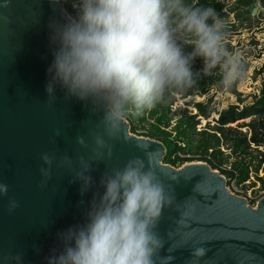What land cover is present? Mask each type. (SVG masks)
<instances>
[{
    "label": "clouds",
    "instance_id": "obj_1",
    "mask_svg": "<svg viewBox=\"0 0 264 264\" xmlns=\"http://www.w3.org/2000/svg\"><path fill=\"white\" fill-rule=\"evenodd\" d=\"M54 2L70 3L75 14L64 12L61 19L53 17L47 23L52 57L46 69L47 102L55 100V89L63 90L66 99L75 98L101 113L109 136L120 132L129 116L152 109L170 94L198 90L204 77H218L216 86L222 91L246 77L239 51L230 50L225 41L228 23L211 6L193 0ZM197 59L201 67L194 71ZM77 142L84 145L82 137ZM94 143L104 144L99 137ZM144 155L147 167L144 159L134 157L102 178L103 191L93 193L83 222L56 233L58 247L50 249L44 264H171L173 256L160 255L165 241L156 228L175 196L153 170L154 153ZM40 159L51 165L47 153ZM64 162L70 164L62 157ZM87 171L85 164L76 173L81 195L91 184ZM39 172L44 186L50 170ZM7 190L8 185L0 183V196ZM17 207L18 202L9 199L7 211ZM190 215V209L180 211L178 227L167 233L170 240L180 234L179 245L187 242L192 233H181V227H187ZM177 246L173 242L166 251ZM205 252L204 247L192 248L188 264H198ZM0 264H23L22 254H5Z\"/></svg>",
    "mask_w": 264,
    "mask_h": 264
},
{
    "label": "water",
    "instance_id": "obj_2",
    "mask_svg": "<svg viewBox=\"0 0 264 264\" xmlns=\"http://www.w3.org/2000/svg\"><path fill=\"white\" fill-rule=\"evenodd\" d=\"M64 12L54 0H0V183L8 185L0 196V257L20 252L23 264H44L50 249L58 247L56 233L83 222L93 193L103 191L102 178L134 157L147 167L144 154L154 153L153 170L175 196L156 228L165 241L160 255L173 256L171 264H188L191 249L204 247L198 264H264V196L251 207L230 193L225 178L206 163L164 164L163 144L131 134L126 120L120 132L109 136L101 113L66 99L59 88L55 100L47 102L46 69L52 59L47 23ZM95 137L103 140L102 147L95 145ZM42 153L51 158L50 166L40 159ZM62 157L70 164L61 163ZM85 164L91 184L81 195L75 177ZM40 168L50 170L44 186ZM9 199L18 202L11 213ZM186 209L191 215L181 233L192 235L179 245L182 236L170 240L167 233L178 227L175 221ZM173 242L178 246L168 253Z\"/></svg>",
    "mask_w": 264,
    "mask_h": 264
},
{
    "label": "trees",
    "instance_id": "obj_3",
    "mask_svg": "<svg viewBox=\"0 0 264 264\" xmlns=\"http://www.w3.org/2000/svg\"><path fill=\"white\" fill-rule=\"evenodd\" d=\"M230 1L233 3L228 11H224L227 0H193L194 3L215 8L225 19L228 13H234L238 23L250 20L249 15L255 8L254 0ZM63 8L67 13L75 14L70 3L63 4ZM184 50L191 49L185 47ZM244 66L247 70L248 64L244 62ZM200 67L201 61L197 59L193 64V70ZM217 79L216 76L204 77L198 82V90L183 95L172 93L169 98L157 103L152 109L138 116L131 115L126 120L129 122L130 133L135 134L136 130H141L137 136L157 140L163 144L166 150L164 164L179 167L184 163L203 162L227 179L226 186L231 182L241 184L248 179L251 167L256 174L261 165H264V83L256 95L250 96L249 104H244L245 100L241 99V94L236 91V86L241 81L226 91L235 97L237 103L235 105L230 104L217 110L212 104V97L202 102L192 100L194 97L205 96L211 88L220 90L216 86ZM176 96L180 99L190 98V105L196 113L191 115L186 109L180 108L172 110ZM213 113L217 115L213 128L196 131L197 117L207 120ZM248 118H251V122L243 124V127L248 128V134L227 126ZM222 147L228 151L227 155H224ZM231 157L235 160L230 163L229 168H225L228 158ZM252 160L256 163L254 166ZM256 179L264 190V177Z\"/></svg>",
    "mask_w": 264,
    "mask_h": 264
},
{
    "label": "rangeland",
    "instance_id": "obj_4",
    "mask_svg": "<svg viewBox=\"0 0 264 264\" xmlns=\"http://www.w3.org/2000/svg\"><path fill=\"white\" fill-rule=\"evenodd\" d=\"M226 3L227 5L224 11H228L233 1L227 0ZM254 3L256 12L250 13V20L238 23L234 17V13H228V17L226 18L228 23L227 35L225 37L226 44L230 50L239 51L242 60L248 64L246 77L236 86V91L241 94L240 98L245 100L244 104H249L251 102L250 96L256 95L262 83H264V0H254ZM210 97H212V104L217 110H221L230 104H237L234 96L228 94L226 91L217 90L215 88H211L205 96L194 97L192 100L194 102H202ZM190 102V98L180 99L179 96H176L172 110L178 108L186 109L189 114L193 115L196 111L192 108ZM188 104L189 106H186ZM216 119L217 115L215 113L211 114L210 118L207 120L197 117L198 124L196 126V131L212 129L215 125L214 120ZM250 122L251 118H248L227 126L248 134V128L243 127V124H248ZM222 150L224 155L228 154V151H226L224 147H222ZM234 160V157L228 158V163L225 165V168H229L230 163ZM252 164L254 166L256 164L255 161L252 160ZM263 169L264 165H261L259 171L255 174L251 167V169H249V177L245 182L241 184L231 182L226 187L230 193L246 199L247 204L254 207L256 202L264 194L260 182L256 179L264 177ZM225 181L227 182L226 178Z\"/></svg>",
    "mask_w": 264,
    "mask_h": 264
},
{
    "label": "built area",
    "instance_id": "obj_5",
    "mask_svg": "<svg viewBox=\"0 0 264 264\" xmlns=\"http://www.w3.org/2000/svg\"><path fill=\"white\" fill-rule=\"evenodd\" d=\"M126 121H127V120H126ZM127 122H128V121H127ZM128 123H129V122H128ZM141 132H142L141 130H136L134 135L137 136V135H138L139 133H141ZM263 196H264V194H263ZM263 196H262V197H263ZM252 204H253V203H252Z\"/></svg>",
    "mask_w": 264,
    "mask_h": 264
}]
</instances>
